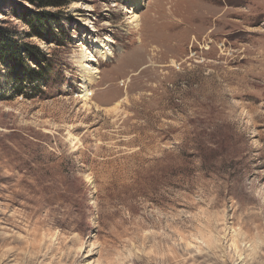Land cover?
I'll use <instances>...</instances> for the list:
<instances>
[{
    "label": "rangeland",
    "instance_id": "obj_1",
    "mask_svg": "<svg viewBox=\"0 0 264 264\" xmlns=\"http://www.w3.org/2000/svg\"><path fill=\"white\" fill-rule=\"evenodd\" d=\"M0 36L51 73L0 87V264H264V0H0Z\"/></svg>",
    "mask_w": 264,
    "mask_h": 264
},
{
    "label": "trees",
    "instance_id": "obj_2",
    "mask_svg": "<svg viewBox=\"0 0 264 264\" xmlns=\"http://www.w3.org/2000/svg\"><path fill=\"white\" fill-rule=\"evenodd\" d=\"M31 20H29V24L31 25V30L35 32H39L43 30L44 32H47V23L45 19L37 16H31ZM44 24V25H43ZM8 38H3L0 36V64L4 66L3 68H0V87L2 84L5 85H12V88L17 89L19 88L21 91L23 89L27 88H34V87H40L42 83H47L51 77V73L49 70L45 67L44 61L41 59V53L38 50H25L30 56L37 57L40 59V67L38 70H32V69H26L20 64V59L18 57L19 49L16 51L14 48H10V40L7 41ZM12 59V61L15 62V64H18L17 69L13 70H7L6 64H7V58ZM42 60V61H41ZM38 63V62H37ZM22 95V92H19Z\"/></svg>",
    "mask_w": 264,
    "mask_h": 264
},
{
    "label": "bare ground",
    "instance_id": "obj_3",
    "mask_svg": "<svg viewBox=\"0 0 264 264\" xmlns=\"http://www.w3.org/2000/svg\"><path fill=\"white\" fill-rule=\"evenodd\" d=\"M129 19H131L130 24L133 23L134 21H136L135 18L132 19V17H129ZM100 47L102 48V46H100ZM81 49H84V47L82 46ZM84 50H85V52H81V55L79 57L80 67H81V70L83 72V74H82L83 75L82 76V84H80V87L82 88V92L86 91L87 86L90 84V82H92V80L94 78V75L99 72L98 70H96V68L93 67V65L90 64L94 60L92 58V53H90L88 51V48H85ZM98 50H99V48L97 47L95 49V51H93V52H96V53L100 52ZM107 50L108 49H106V51ZM102 54H104V53H102ZM84 96H86V94ZM235 238H236L235 239V250H237L239 248L238 235H235ZM240 251H242V250H240Z\"/></svg>",
    "mask_w": 264,
    "mask_h": 264
}]
</instances>
